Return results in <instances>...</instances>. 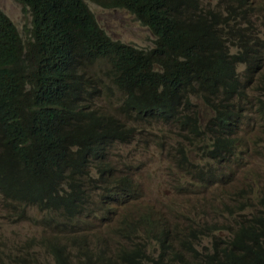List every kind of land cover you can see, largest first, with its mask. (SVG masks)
I'll use <instances>...</instances> for the list:
<instances>
[{
	"label": "trees",
	"instance_id": "16d2710c",
	"mask_svg": "<svg viewBox=\"0 0 264 264\" xmlns=\"http://www.w3.org/2000/svg\"><path fill=\"white\" fill-rule=\"evenodd\" d=\"M17 1L31 16L24 31L0 10V192L6 200L41 198L49 211L81 219L94 243L109 250L93 208L112 204L118 167L127 160L116 151L138 129L157 130L158 141L177 134L181 156L215 176H224L233 157L243 167L254 154L264 157L261 3L95 0L104 9L133 11L156 38L146 50L113 40L83 0ZM110 98L113 108L103 104ZM34 165L49 177L39 179ZM235 194L264 206V186L255 181ZM137 231L128 220L115 231L131 245L117 250L122 264H264L238 235L214 251L200 250L211 225L180 235L150 215L145 240L169 253L163 263L148 256ZM41 245H48L45 235ZM40 263L37 252L26 264ZM58 264L72 263L61 256Z\"/></svg>",
	"mask_w": 264,
	"mask_h": 264
},
{
	"label": "clouds",
	"instance_id": "9594fccd",
	"mask_svg": "<svg viewBox=\"0 0 264 264\" xmlns=\"http://www.w3.org/2000/svg\"><path fill=\"white\" fill-rule=\"evenodd\" d=\"M83 1L90 9H92L91 3L103 8L95 0ZM19 3L23 5L31 22V16L27 11L29 8L21 1ZM105 10H126L137 19V15L127 8ZM155 39L154 36L153 47ZM158 135L157 130L138 129L131 144L116 151L118 156L126 157V164L118 167L117 176L121 177L113 186L112 204L100 205V207L105 211L116 213L117 224L111 228H103L97 208H93L97 215L96 231L101 236L109 238L111 246L109 250L99 248L94 243L84 223L78 217L62 210L49 211L44 201L38 197L6 200L0 192V200L7 201L8 205V208H3L4 204L0 201L2 209L0 217L4 224L12 227L26 226L35 231L11 246L3 244L0 255L5 264H26L29 256L37 252L40 264H58L61 256L67 257L72 264H122L117 257V250L123 245H131L115 231L122 226L124 220L137 226V242L146 245L148 256L153 260L167 263L169 253L163 251L161 244L156 240L151 242L145 240L144 230L150 215L159 218L166 227L180 235H191L201 227L211 225L213 232L202 237L198 247L200 250L208 247L214 251L216 243L238 235L240 239H244L247 248L253 249L264 259V214L257 216L258 211L264 212V206L254 198H242L235 194L238 188L247 186L250 181H255L259 187L264 186V175L260 176L252 168L255 160L264 164V157L254 154L246 167L233 157L224 164V176H220V172L215 176L195 160H185L181 156L179 149L184 142L177 134L171 136L170 142L158 141ZM149 153H155L169 162L171 172L169 190L173 198L167 204L156 205L146 202V190L142 178L146 162L143 157ZM33 172L39 179L49 177V172H46L41 165H34ZM226 176L233 177L234 181L225 180ZM250 225L257 228L256 233L248 230L246 232V228ZM43 235L48 238L47 246H40ZM42 249H45V253H42Z\"/></svg>",
	"mask_w": 264,
	"mask_h": 264
},
{
	"label": "rangeland",
	"instance_id": "374dc122",
	"mask_svg": "<svg viewBox=\"0 0 264 264\" xmlns=\"http://www.w3.org/2000/svg\"><path fill=\"white\" fill-rule=\"evenodd\" d=\"M254 2L264 5V0H254ZM91 7L101 26L114 39L132 43L141 48L153 47L154 36L152 31L138 21L129 11H108L93 3H91ZM0 9L4 11L21 31L27 28L29 17L23 5L17 0H0ZM103 104L110 108L117 105L115 98H110L108 104ZM143 159L146 162V169L142 175L146 190V202L156 205L169 203L173 198L169 190V182L171 179L169 162L155 153H149L143 157ZM252 168L259 173L260 176L264 175V164L261 161L255 160ZM100 205L101 204L96 202L94 208H97L102 219V227L111 228L115 226L118 221V215L113 212L105 211ZM1 211L0 205V213ZM34 232L33 229L26 226L12 227L6 225L0 217V249L3 248V244L11 246ZM42 253H45V249H42ZM44 257L47 258L46 255H44Z\"/></svg>",
	"mask_w": 264,
	"mask_h": 264
}]
</instances>
